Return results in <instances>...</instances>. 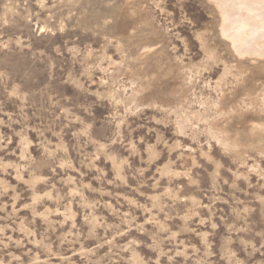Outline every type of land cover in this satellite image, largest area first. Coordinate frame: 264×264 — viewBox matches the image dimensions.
<instances>
[{
	"label": "rangeland",
	"instance_id": "rangeland-1",
	"mask_svg": "<svg viewBox=\"0 0 264 264\" xmlns=\"http://www.w3.org/2000/svg\"><path fill=\"white\" fill-rule=\"evenodd\" d=\"M217 3L0 0V264H264V47Z\"/></svg>",
	"mask_w": 264,
	"mask_h": 264
},
{
	"label": "bare ground",
	"instance_id": "bare-ground-1",
	"mask_svg": "<svg viewBox=\"0 0 264 264\" xmlns=\"http://www.w3.org/2000/svg\"><path fill=\"white\" fill-rule=\"evenodd\" d=\"M215 1V0H214ZM222 32L238 51L264 47V0H217Z\"/></svg>",
	"mask_w": 264,
	"mask_h": 264
}]
</instances>
